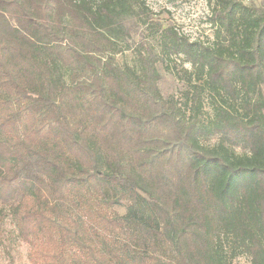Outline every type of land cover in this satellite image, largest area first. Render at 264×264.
<instances>
[{
	"label": "trees",
	"instance_id": "1",
	"mask_svg": "<svg viewBox=\"0 0 264 264\" xmlns=\"http://www.w3.org/2000/svg\"><path fill=\"white\" fill-rule=\"evenodd\" d=\"M133 18L143 0H0V234L8 209L31 264H264V7L214 0L212 41L161 27L140 74L106 56Z\"/></svg>",
	"mask_w": 264,
	"mask_h": 264
},
{
	"label": "rangeland",
	"instance_id": "2",
	"mask_svg": "<svg viewBox=\"0 0 264 264\" xmlns=\"http://www.w3.org/2000/svg\"><path fill=\"white\" fill-rule=\"evenodd\" d=\"M242 1L248 5L264 7V0ZM143 2L149 8L150 22L144 24L136 18L129 20L128 24L135 22V29L131 30V37L119 41L118 46L110 52H106V56L112 53L116 64L119 66L128 65L134 68L137 73H142L145 67L144 59L149 56L148 49L152 48L156 53L161 52L159 44L161 27H173L178 32L189 36L191 40H214L215 25L212 21L214 0H143ZM169 62L172 67L176 66L178 69L182 67L179 57ZM154 63L162 74L159 87L164 97L172 95L174 98L179 99L185 89L184 82L177 76L175 70L167 68L166 63L163 61L155 60ZM183 66L189 67L190 64L185 63ZM66 78L68 82H72L69 75H66ZM205 111L206 115L212 113L208 104L205 106ZM205 142L212 145L216 142V139ZM237 152H242V149L237 148ZM113 209L124 215L127 206L125 202L117 203L113 206ZM5 212L7 215L2 223V233L0 234V264H31L27 257V246L19 237L8 209ZM250 263V257L246 254H241L227 262V264Z\"/></svg>",
	"mask_w": 264,
	"mask_h": 264
}]
</instances>
